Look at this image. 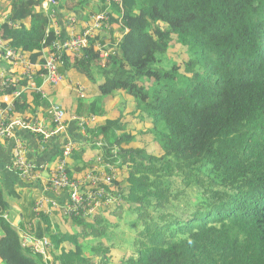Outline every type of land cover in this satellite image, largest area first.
<instances>
[{
    "label": "trees",
    "instance_id": "obj_1",
    "mask_svg": "<svg viewBox=\"0 0 264 264\" xmlns=\"http://www.w3.org/2000/svg\"><path fill=\"white\" fill-rule=\"evenodd\" d=\"M8 1L1 38L43 63L54 40L43 0ZM109 9L112 29L95 36L107 43L105 66L91 40L81 54L64 53L61 70L88 87L66 118L106 117L85 133L95 156L74 147L72 160L88 171L90 160L109 158L117 202L92 216H41L52 264H108V229L120 226L135 234L136 255L120 264H264V0H122L121 11ZM173 45L186 58L170 59ZM0 264L45 263L0 222Z\"/></svg>",
    "mask_w": 264,
    "mask_h": 264
},
{
    "label": "built area",
    "instance_id": "obj_2",
    "mask_svg": "<svg viewBox=\"0 0 264 264\" xmlns=\"http://www.w3.org/2000/svg\"><path fill=\"white\" fill-rule=\"evenodd\" d=\"M106 9L96 11L88 15L89 25L81 32H76V18L70 16L68 31L64 32L58 22L59 0H43L40 10L48 17L49 30H52L54 40L50 50L45 54L43 63L33 64L24 55L11 49L0 36V57L9 66L8 74L0 73V94L10 93L13 100L22 103V96L26 91H31L39 101L45 106V111L52 125L49 133L41 128L37 117L25 118L17 116L15 109L17 102H0V142L8 141L12 144V167L17 173L20 181L32 183L39 186L42 197L35 202L33 211L36 218L42 215H51L55 212L66 218L77 216L83 213L84 216H92L97 210L113 206L117 199L112 196L107 187L111 185L117 177V167L112 164L109 158L90 160L93 164L85 175L78 179H72L68 174V161L73 154L75 143L68 133V120L62 105L49 102L48 95L42 85L37 84L38 79H42L43 84L51 87L63 85L67 79L61 70L63 65V54L78 55L90 47V41L95 40L93 46L99 58L104 61L107 57L105 43L96 40L95 34L98 32H108L112 29L110 22L109 7L117 6L122 10V0H104ZM26 82L25 86L22 83ZM70 89L80 99L86 97V89L78 83H70ZM16 104V105H15ZM74 122L83 133L97 119L95 116L79 117L72 116L70 120ZM28 131L41 138V142L47 141L53 136L61 138V158L48 179L43 177L44 172L49 170L46 165H37L27 158L26 146L19 133ZM95 146L100 150L106 147L100 137ZM117 147H113L111 155L116 156ZM120 162L117 163V165ZM42 170V171H41ZM65 197L61 201V197ZM0 222H6L10 226L8 212L0 209ZM12 227V226H11ZM13 228V227H12ZM21 244L28 247L37 254L45 264H52V257L49 254L50 242L47 236H30L28 231L22 233Z\"/></svg>",
    "mask_w": 264,
    "mask_h": 264
},
{
    "label": "crops",
    "instance_id": "obj_3",
    "mask_svg": "<svg viewBox=\"0 0 264 264\" xmlns=\"http://www.w3.org/2000/svg\"><path fill=\"white\" fill-rule=\"evenodd\" d=\"M106 8L107 7L104 0H59L60 11L58 22L60 28L64 32L68 31L69 23L67 19L70 16H74L76 18V23L74 25L76 32H81L86 28V25L90 24L88 20L89 14L96 11L105 10ZM8 9L9 1L0 0V22L7 19ZM98 33H96L95 36ZM103 33L106 34L107 32ZM100 41L104 42L103 39H100ZM8 69V64L0 57V73H3L6 76L8 72L5 70ZM79 80L81 81V78L78 77V75L72 74L70 72V76L67 78V81L59 87H51L48 84H43L42 79H38L37 84L43 86V89L48 95L49 102L58 103L59 105H62L64 109L66 108L65 110L71 111L74 102L73 98L76 97V94L70 89V83H78L83 86ZM25 95L35 96L31 91H26L24 96ZM35 97L37 98L38 96ZM35 97L29 96L27 98L29 100V106L21 110V112H19L16 107L15 114L25 118L37 117L36 120L39 122L40 127L44 128L49 133L52 131V125L49 117L46 114L45 106L39 101L38 98L36 101ZM4 101L9 103L17 102V105L20 103V101L13 100L10 93L0 94V102L3 103ZM90 101V99L87 100V102ZM70 117H72L71 114L69 117L67 116V129L75 143V151L76 149H83L85 154H89V157L95 156V149L89 142H86L85 140L86 134L80 131L74 122L69 121ZM108 117H114V115H110ZM105 119L106 117L100 118L99 123ZM97 123L98 120L96 124ZM95 125H92L90 128L94 127ZM19 135L26 146L27 158L34 161L39 166H48L49 170H46V172L43 174V177L48 179L51 174V169H54L61 158V138L59 136H53L47 141L41 142L40 137L28 131H22L19 133ZM12 161L13 156L11 142L1 141L0 194L2 206L4 207L3 209L8 212L9 223L17 231L20 237L25 231H28L32 238L46 236L45 227L42 224L41 218H36V215L33 211L35 202L42 197L43 193L39 186L20 181V178L12 167ZM79 168V166L74 164L71 156L70 160L68 161V169L70 170L72 179L78 180L82 178L87 171L86 169L88 168V165H86L81 170ZM60 199L61 201H64L65 197L63 196ZM56 215L59 214L55 212L51 215L46 214L44 216L53 219ZM56 219H58V217H56Z\"/></svg>",
    "mask_w": 264,
    "mask_h": 264
},
{
    "label": "rangeland",
    "instance_id": "obj_4",
    "mask_svg": "<svg viewBox=\"0 0 264 264\" xmlns=\"http://www.w3.org/2000/svg\"><path fill=\"white\" fill-rule=\"evenodd\" d=\"M169 55L172 56V58L170 59H176L178 61H181L184 58H186L184 49L178 45H173V47L168 52V56ZM101 65L105 66V62L102 61ZM83 86L86 89H88L87 85L84 84ZM119 101L120 100L118 98L107 100L106 110L108 116L110 115L116 116L117 110L119 108ZM177 187H178V183H177ZM108 230L111 232V234H113V238L107 243V245L105 244V246L108 249H110L109 254H106V259H109L108 264H110V260H111V264H120L123 260H127L130 257L135 258L136 255L133 252V248H132V239L135 234L133 232H129L127 228L123 226H120L118 228H109ZM93 262L95 263L98 262V258H94Z\"/></svg>",
    "mask_w": 264,
    "mask_h": 264
}]
</instances>
